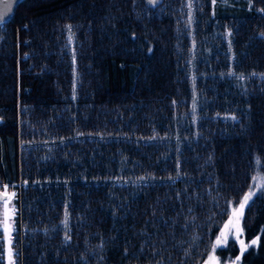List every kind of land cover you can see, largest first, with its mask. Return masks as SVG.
Wrapping results in <instances>:
<instances>
[{
  "label": "trees",
  "instance_id": "1",
  "mask_svg": "<svg viewBox=\"0 0 264 264\" xmlns=\"http://www.w3.org/2000/svg\"><path fill=\"white\" fill-rule=\"evenodd\" d=\"M261 9L264 0L19 1L0 25L14 264H201L211 253L264 264ZM249 192V246L230 237L213 251ZM4 250L2 238L0 264Z\"/></svg>",
  "mask_w": 264,
  "mask_h": 264
},
{
  "label": "rangeland",
  "instance_id": "2",
  "mask_svg": "<svg viewBox=\"0 0 264 264\" xmlns=\"http://www.w3.org/2000/svg\"><path fill=\"white\" fill-rule=\"evenodd\" d=\"M192 2V0H191ZM188 22L189 24L193 23V18H194V14H193V6L190 8L189 12H188ZM69 41L71 42V46H73V37H71V39H69ZM4 193V192H3ZM4 205V209H5V203L3 204ZM240 205V204H239ZM236 207L232 214L230 215L229 219L226 221L224 227H223V230L220 234V238H221V242L220 244H226V242L228 241V239L230 237H235L237 238V240L240 242L241 240H243L244 244L245 245H249L250 243L246 242L244 237L241 235V232H242V228H241V218H242V214H240L242 212V210L240 209V207ZM5 211H7V215L8 217L10 218L8 220V224L10 225V229H9V233H5L4 231V234L0 235V239H4L5 240V250L3 251L6 255V258H7V264H8V257H9V244H10V240H11V237H12V230H13V224H12V204L10 202V199H8V204H7V209H5ZM5 219V213H4V217L2 219V225H3V228H4V224H3V221ZM231 221V223H230ZM227 225V227H226ZM222 233L225 234L222 236ZM241 244V243H240ZM3 250V248H2ZM237 256L240 257V260H241V253L238 254ZM237 256H234L230 259H226L224 262L220 260L219 256H217L215 253H211L209 255V257H215V264H233V262L236 261V257ZM209 257L204 261L202 262L201 264H208L209 262ZM12 258L14 259L13 257V252H12ZM240 260L238 262H236V264H240Z\"/></svg>",
  "mask_w": 264,
  "mask_h": 264
},
{
  "label": "snow or ice",
  "instance_id": "3",
  "mask_svg": "<svg viewBox=\"0 0 264 264\" xmlns=\"http://www.w3.org/2000/svg\"><path fill=\"white\" fill-rule=\"evenodd\" d=\"M148 2H149L150 4H155V3L157 2V0H148ZM213 3L215 4V3H216V0H213ZM189 7H190V8L192 7L191 3H189ZM261 11H264V9H261ZM8 15H9L8 12L0 13V25H2L3 23L6 22V19H7V16H8ZM68 28H69V31H71V25H69ZM261 35L264 36V33H261ZM69 39H71V36L69 37ZM233 74H234V73H231V72L228 73V75H233ZM241 78H243V77H241ZM193 110L195 111V103H194V108H193ZM233 119H235V117H233ZM258 163H259V161H258ZM253 179L255 180L256 178L254 177ZM3 187H4V189H5V193H4V194L7 195V188H8V185H4ZM252 194H253V193L249 192L248 194H246V195L244 196L243 200L240 202V205H239V207H240L241 210L244 208L245 204H246L247 201L250 199V197H251ZM11 196L14 197V196H15V193L13 192V193L11 194ZM4 203H5V209H7L8 200H5ZM234 211H235V210H234ZM240 214H242V212H241ZM9 219H10V218H9L8 215H7V211H5V219H4V221H3V224H4V231H5V233H9V229H10V225L8 224V220H9ZM230 223H231V221H230ZM65 224H67V216H66V219H65ZM226 227H227V225H226ZM223 235H225V234L222 233V236H223ZM258 240H259V238L255 239V240H252V241H251V244H252V245L257 244V243H258ZM220 242H221V238L218 237V238H217V242H216V244L213 245V251H215L216 246H217L218 244H220ZM240 243H241V251L243 252V250L246 249L249 245H245L244 242H243V240H241ZM239 260H240V257L237 256V257H236V261L233 262V264H236V262H238ZM8 264H14V260H13V258H12V249H11V247L9 248ZM208 264H215V257H209V262H208Z\"/></svg>",
  "mask_w": 264,
  "mask_h": 264
},
{
  "label": "water",
  "instance_id": "4",
  "mask_svg": "<svg viewBox=\"0 0 264 264\" xmlns=\"http://www.w3.org/2000/svg\"><path fill=\"white\" fill-rule=\"evenodd\" d=\"M19 1L20 0H0V13H3V12L9 13V15L7 16L6 22L11 20L12 17L14 16ZM145 1L149 5H156V4L160 3L162 0H157V2L155 4H150L148 2V0H145ZM6 198H7V195H5L4 193H0V200L1 201L5 200Z\"/></svg>",
  "mask_w": 264,
  "mask_h": 264
},
{
  "label": "built area",
  "instance_id": "5",
  "mask_svg": "<svg viewBox=\"0 0 264 264\" xmlns=\"http://www.w3.org/2000/svg\"><path fill=\"white\" fill-rule=\"evenodd\" d=\"M4 185H7L5 183H0V192H4L5 193V189H4ZM13 193V190H11L9 187L7 188V198L5 200L10 199L12 196L11 194ZM4 200V202H5Z\"/></svg>",
  "mask_w": 264,
  "mask_h": 264
},
{
  "label": "bare ground",
  "instance_id": "6",
  "mask_svg": "<svg viewBox=\"0 0 264 264\" xmlns=\"http://www.w3.org/2000/svg\"><path fill=\"white\" fill-rule=\"evenodd\" d=\"M0 193H3V192H0Z\"/></svg>",
  "mask_w": 264,
  "mask_h": 264
}]
</instances>
